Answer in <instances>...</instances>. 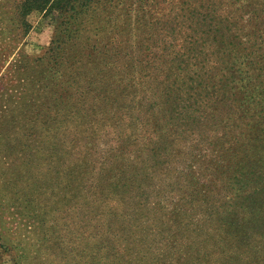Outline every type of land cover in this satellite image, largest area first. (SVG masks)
<instances>
[{"label": "trees", "instance_id": "obj_1", "mask_svg": "<svg viewBox=\"0 0 264 264\" xmlns=\"http://www.w3.org/2000/svg\"><path fill=\"white\" fill-rule=\"evenodd\" d=\"M31 12L60 29L10 68L62 85L61 116L113 143L112 204L141 146L176 183L158 209L172 245L186 235L221 264H264V0H0L7 58ZM197 260L174 264H210Z\"/></svg>", "mask_w": 264, "mask_h": 264}, {"label": "rangeland", "instance_id": "obj_2", "mask_svg": "<svg viewBox=\"0 0 264 264\" xmlns=\"http://www.w3.org/2000/svg\"><path fill=\"white\" fill-rule=\"evenodd\" d=\"M25 20L29 27L8 58L11 39H0V264H221L199 238L198 245L186 235L174 245L167 239L158 209H167L176 183L141 146L123 156L127 181L120 199L112 191V204L103 179L113 143H94L79 119L61 116L70 99L62 85L28 84L27 73L10 68L21 56H40L60 29L53 13Z\"/></svg>", "mask_w": 264, "mask_h": 264}]
</instances>
